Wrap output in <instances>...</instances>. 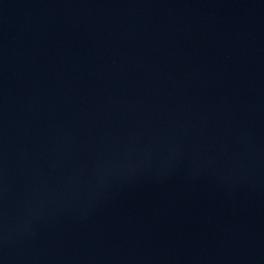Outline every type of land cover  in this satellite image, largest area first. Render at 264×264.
I'll list each match as a JSON object with an SVG mask.
<instances>
[{
	"label": "water",
	"instance_id": "95a60500",
	"mask_svg": "<svg viewBox=\"0 0 264 264\" xmlns=\"http://www.w3.org/2000/svg\"><path fill=\"white\" fill-rule=\"evenodd\" d=\"M0 264H264V0H0Z\"/></svg>",
	"mask_w": 264,
	"mask_h": 264
}]
</instances>
